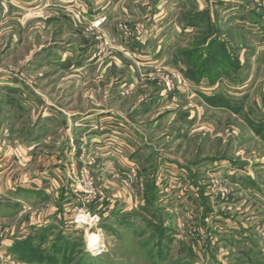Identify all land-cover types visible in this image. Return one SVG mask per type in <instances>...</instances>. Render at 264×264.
Segmentation results:
<instances>
[{"label": "rangeland", "instance_id": "374dc122", "mask_svg": "<svg viewBox=\"0 0 264 264\" xmlns=\"http://www.w3.org/2000/svg\"><path fill=\"white\" fill-rule=\"evenodd\" d=\"M35 1L25 15L0 0V139L15 142L0 153L32 156L16 174L42 172L48 193L0 167V264H264V0H107L109 23ZM141 26L158 54L147 66L132 45ZM207 58L217 75L193 81ZM90 114L88 139L76 125ZM93 137L117 144L102 155ZM74 175L105 198L97 227L79 221ZM59 235L75 246L58 252ZM26 241L40 255L14 252Z\"/></svg>", "mask_w": 264, "mask_h": 264}, {"label": "crops", "instance_id": "0c3cea01", "mask_svg": "<svg viewBox=\"0 0 264 264\" xmlns=\"http://www.w3.org/2000/svg\"><path fill=\"white\" fill-rule=\"evenodd\" d=\"M2 1L8 6V8L10 9V11H12V13L13 12H19V13L23 12L26 15L28 12L33 11V9H36V7L35 8L29 7V6H32V4L34 2H36L35 0L34 1L33 0H2ZM78 5L80 7H83V8L87 7V9L85 8L88 11V13L85 14L86 19L88 18L87 20H95L101 16L106 17L107 21L109 20V13L106 12V8H105L108 5L107 0H51V7L50 8H55L58 10H65L64 8L68 9V8H72L73 6L77 7ZM157 16H159V15L154 16L155 20L158 18ZM1 18L6 19L7 23L10 20V16L9 17L6 16L5 13H4V15H0V19ZM0 23H1V21H0ZM108 23H109V21H108ZM108 23H106L104 25V28H106L108 26ZM187 27L191 28L189 25ZM150 31L145 30V27L141 26L137 29V32L133 33V36H132L134 39V40L132 39L133 48L137 49V47L139 46L141 50L138 51V53H140V55L145 54V57H142V59H141V61L143 62L142 64H144V66H147L146 64H150V63H154V62L158 61L157 51H153L154 48L153 49H147L148 45L149 44L151 45V40H150V42L143 40V38L146 37L145 35L148 34ZM156 31H157V29L153 30L150 38H155L157 36ZM134 43H135V45H134ZM72 50H77V49L72 47ZM82 50H83V52H86V53L84 55L85 57L84 56H82L81 58L79 57L80 62H82L83 57H84V59H86L87 53L90 52V49H86V50L82 49ZM50 51H48L47 53H50ZM64 51H68V49L66 47H63V46L56 47L55 52H57V53L55 54V56H60L63 58L62 60H64V55H63ZM55 52H53V53H55ZM53 53H52V55H53ZM172 63L175 65H178V63H180L182 65V61H179L177 59L175 60L174 57H173ZM186 64L189 66V64L187 62H186ZM188 66L186 68V71H187V69L190 68ZM188 76H190V75H188ZM204 79H207V75H205L204 77L198 76V75H196L195 77H192L193 81H196L199 83H203L202 80H204ZM208 83H209V81H208ZM2 84H5V83L0 82V85H2ZM203 96H205V95L203 94ZM94 116H95V114H90V115H86L84 117H80V119L82 120L81 121L82 124H79L76 122L77 128L80 129V130H76V132L79 131L81 133H86L88 139H91V134H94V132L92 131V125H91L95 122L94 120H92V118H94ZM60 117L62 118L61 115H60ZM104 118H106V116ZM104 118H102V119H104ZM75 120L76 119H74V121ZM103 121H105V119ZM103 124H105V123H103ZM105 126L106 127L102 126L101 131L102 132L105 131V133H103V134L109 135V133L112 132V129H111L112 126L111 125H105ZM113 132H114V130H113ZM99 133L101 134V132H99ZM113 134H118V132H116V133L114 132ZM106 142H108V143L106 144ZM78 144L80 145L79 142H77V145ZM115 144H117V142H116V139H114V137H112V138L111 137L110 138H108V137L107 138L106 137H104V138L103 137H101V138L100 137H96V138L93 137L92 142L90 143V145H93L95 147H100V145H102L101 147H103V148H99V149L96 148L97 151H99V152H100V149L104 150V152H103L104 154H102V155H109V152H107L106 146L107 145H115ZM6 145H15V142L13 141V139L11 141V139H9V138L8 139H5V138L0 139V152L1 153H2L3 148ZM81 145H83V144H81ZM11 152H13V148L11 149L10 154H11ZM1 153H0V167L8 168V167L14 166V165L16 167L15 169L10 170L7 174V176H10L12 174L11 177L14 180L13 182L16 185V187H22V188H26L28 190H32L36 194H39V195H40L39 190H42V192L48 193L47 191H45V188H46L45 186H46L47 182L43 181L44 176H43L42 172H40V174H38L36 176H34V174L31 172H29L28 174H25V175L16 174V170L18 171V168L20 170H23V168H25L26 166L27 167L29 166V164L26 162H28L29 160H32V156L25 158L24 160H26V161L16 162L15 160L12 159L11 156L5 158V157H3V154H1ZM27 153H28V151H25V154H27ZM123 166L128 167L127 164H125L124 162H123ZM6 171H8V170H4V171L0 172V177L4 176ZM13 175H15V176L13 177ZM10 183H11V180L9 181L8 185H10ZM3 187H5V185H3ZM8 188L9 187H7V189ZM42 192H41V194H42ZM55 194H57V193H55ZM45 216H46V214L43 215V217H45ZM59 219H60V221L62 220L61 217H59V216L56 217L57 222ZM46 222H47L46 220L40 222L39 227L41 228V227H43V225H46L47 223H49V222H47V223ZM36 226H38V225H36Z\"/></svg>", "mask_w": 264, "mask_h": 264}, {"label": "built area", "instance_id": "2783aa9c", "mask_svg": "<svg viewBox=\"0 0 264 264\" xmlns=\"http://www.w3.org/2000/svg\"><path fill=\"white\" fill-rule=\"evenodd\" d=\"M125 30L128 31L127 27H125ZM74 181L78 184V187L81 188L82 194H84L83 202L85 203V207L78 210L83 213V217L81 221L82 224L88 225L91 227H97L102 222V212L105 210L103 209V205L105 202V198H101V193L97 190L96 184L94 181L89 180L85 181L83 178L82 180H79L78 178L72 176ZM99 201L96 203H92L94 201ZM93 204V207L88 206V204ZM78 220V219H77ZM77 222V221H76ZM79 223V222H77Z\"/></svg>", "mask_w": 264, "mask_h": 264}, {"label": "trees", "instance_id": "16d2710c", "mask_svg": "<svg viewBox=\"0 0 264 264\" xmlns=\"http://www.w3.org/2000/svg\"><path fill=\"white\" fill-rule=\"evenodd\" d=\"M230 60V59H229ZM208 61H209V59L207 58L206 60H204L203 62H202V65L200 64V63H198V61H195V66H194V71H195V73L194 74H196V75H198V76H205V75H207L208 77H209V74L211 73V74H216L217 75V72L216 73H214V71L213 70H208ZM238 62H239V59H237L236 61H235V59L233 60V62H230V61H227V63H229V64H218L219 65V71H220V73H218V74H220L221 75V71H223V70H225V69H227V70H232V69H235V68H237L238 67ZM190 65V64H189ZM209 73V74H208ZM215 98V97H214ZM214 98H206V100L208 101V102H211L212 103V101L214 100ZM226 104V103H225ZM221 105H222V103H221ZM227 105V104H226ZM261 130V129H260ZM42 237L41 239H42V241H46L47 240V238L46 237H43L42 236V233L38 236V237ZM33 239V238H32ZM62 242V243H61ZM75 244V243H74ZM66 246V247H65ZM75 245H73V244H71L69 241H67V240H64V237L62 236V235H59V237H58V241H56L55 243H54V248L58 251V252H61L62 251V248H68V247H74ZM15 248H14V252L16 253V251L18 252V253H20V252H24V250L25 249H27L28 251H30L31 253H32V255L33 256H36V255H40V250H39V248H35L30 242L28 243L27 241L26 242H22V243H18L17 245H15L14 246ZM21 256V258H25V257H23L22 255H20Z\"/></svg>", "mask_w": 264, "mask_h": 264}, {"label": "bare ground", "instance_id": "6f19581e", "mask_svg": "<svg viewBox=\"0 0 264 264\" xmlns=\"http://www.w3.org/2000/svg\"><path fill=\"white\" fill-rule=\"evenodd\" d=\"M80 219V217L78 218ZM89 242L90 245L93 247V249L95 250V252H98L101 249V246H99V243L97 242V238L98 236L95 233H89Z\"/></svg>", "mask_w": 264, "mask_h": 264}]
</instances>
